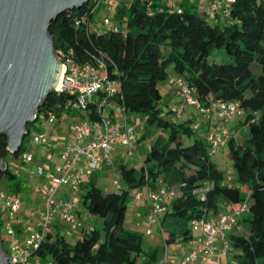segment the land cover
<instances>
[{"label": "trees", "instance_id": "16d2710c", "mask_svg": "<svg viewBox=\"0 0 264 264\" xmlns=\"http://www.w3.org/2000/svg\"><path fill=\"white\" fill-rule=\"evenodd\" d=\"M97 1L88 0L50 22L55 53L71 50L79 64L103 57L107 77L116 81L118 92L99 100H113L125 111L144 115L146 125L166 132L170 146H151L138 168L117 165L122 190L106 193L86 182L81 205L101 226H92L73 243L57 229L50 231L35 253L57 264H157L167 246L191 239V220L216 211L221 202L236 208L246 200L247 211L239 221L245 232L230 235L234 256L237 264H264V0H231L221 24L202 16L187 0H132L115 9V28L109 29L93 22ZM163 45L169 47L167 54L161 51ZM168 67L203 105L210 99L228 100L243 108L247 132L242 140L230 138L227 143L231 182L208 154L206 141L194 136L190 120L177 123L162 116L159 84L167 80ZM95 99L86 102L89 117L100 116ZM73 101L72 94L53 90L38 115L51 111L62 120L74 114ZM184 135L192 141L184 143ZM24 149L22 142L19 151L11 153L7 136L0 134V158L7 164L0 184L14 194L20 192L21 181L7 160L18 158ZM176 162L186 166V173L160 217L164 244L144 248L143 235L124 228L129 192L158 180Z\"/></svg>", "mask_w": 264, "mask_h": 264}, {"label": "built area", "instance_id": "2783aa9c", "mask_svg": "<svg viewBox=\"0 0 264 264\" xmlns=\"http://www.w3.org/2000/svg\"><path fill=\"white\" fill-rule=\"evenodd\" d=\"M132 0H98L93 7V12L104 8L108 13L100 22L102 29H109L115 26L112 15L120 4ZM181 0H172V4ZM205 3L203 16L214 20L220 12L228 15L231 0H199ZM223 10V11H222ZM115 28V27H114ZM59 61L62 64L60 87L55 91H65L73 95L74 101L71 106L74 110L81 111L78 118L69 122L70 136L64 142L51 143L47 128L55 126L58 122L53 112L49 111L41 115L48 124L44 130L37 131L30 135L28 144L19 154L22 162H32L36 153L42 146H49L57 149V161L54 164L42 162L37 167L36 174L43 179L40 191L42 192L40 218L25 235L17 232L18 211L21 200L16 194H7L0 191V238L3 251L8 256V264H57L51 258H43L35 251L45 241L46 235L56 219L64 221L68 225L69 232H76L82 228V219L75 210L74 200L61 197L63 190L72 196L77 193L84 182V179L91 176L103 162L110 160V153L115 145L133 148L137 141L135 128L126 122L113 119L104 115V106L107 101L99 100L114 96L118 92L117 83L107 77L106 64L103 57L97 58L95 63L79 64L73 57L72 51L65 54L59 52ZM103 72V73H102ZM167 83L173 87L175 93L184 103L195 104L202 112L213 110L221 123L214 125L206 134L205 141L210 156L215 155L222 144L230 138L228 122L238 116L244 115V110L238 101L210 99L208 105H203L194 95L192 88L180 76L167 78ZM98 98L97 110L99 117H89L85 106L89 99ZM95 99V100H96ZM109 101V100H108ZM36 115L34 121L38 118ZM34 123V122H33ZM198 124L193 126L197 129ZM224 175L226 182L232 181L231 168L226 169ZM177 195L172 189L161 187L150 194V209L146 216L148 224H156L160 227V217L167 209L166 199L174 198ZM247 211V201L244 200L236 208L227 213L219 215L214 221L208 216L193 219L189 226L191 239L182 248L175 264H204L206 255L213 253L235 255L227 232L234 229L235 233H241L238 217ZM1 224L5 231V237L1 234ZM151 228L146 234H151ZM219 241L220 247L214 246ZM6 246H5V245ZM237 263V261H236ZM235 263V264H236ZM157 264H167L166 254Z\"/></svg>", "mask_w": 264, "mask_h": 264}, {"label": "crops", "instance_id": "0c3cea01", "mask_svg": "<svg viewBox=\"0 0 264 264\" xmlns=\"http://www.w3.org/2000/svg\"><path fill=\"white\" fill-rule=\"evenodd\" d=\"M197 9L199 10L200 14L203 16V9L205 7V3L203 1H198L196 5ZM225 17L223 14L220 13V15L217 17L215 22L218 24H221L225 21ZM176 76V74L172 73L169 74L168 77ZM163 91L169 98V103L171 105H176L178 101L183 102L180 97L175 93L172 86H170L167 83V80L163 84ZM176 108V107H175ZM174 107H172L175 110ZM162 109V108H161ZM184 111L187 112H193L190 108H183ZM104 115L111 117L113 119H118L121 121L126 122L128 125L135 128V131L137 133V141L134 144L133 148H128L121 145H115L110 153V160L103 162L96 170L93 171L91 176L94 174L95 179L91 180V176L84 179V182L82 183L77 196H72V199L74 200V204L76 201H80V196L82 193L83 185L86 182L93 183L96 186L100 187L104 192H114L117 190H122L125 188L124 183L122 180H120L118 177H120L118 171H117V165L124 164L128 167H140L143 164V157L145 152L151 147H156L160 150L165 149L170 146V142L167 139V134L165 131H163L160 128L148 126L145 122V116L140 113H134V112H128L123 109L120 105L116 104L113 100H109L105 103L104 106ZM142 115V119L138 123L136 121L137 117ZM200 119L198 120V117L196 119L195 116H193L190 121L192 120L193 125H189L192 127L195 124H198L197 129L194 130V136L201 138L205 141V136L207 132L216 124L221 123L220 120L215 115V112L213 110H210L208 112H202L200 110ZM163 117L168 118L166 114L162 115ZM179 117V115H178ZM75 119L73 117L72 119H62L57 122L55 126H50L47 128L48 135L50 137L51 143L53 142H64L67 137L70 136V130H69V122ZM65 120V121H63ZM170 120V119H169ZM198 120V121H197ZM228 129L230 132V138H234L235 141H240L244 137L245 133L247 132V125L244 124V115L238 116L228 122ZM40 131V130H38ZM35 131L34 133H36ZM229 138V139H230ZM228 139V140H229ZM182 140L184 143H189L192 141V137L190 136H183ZM228 140L220 146L219 151L211 156V158L216 162L217 166L224 170L223 168H231L228 157H227V151H228ZM36 155H38L39 159L37 160V164H41L44 162H49L51 164H54L57 161V149L49 146H42L38 150H34ZM16 175L18 174V171L14 172ZM186 173V166L182 163H172L170 166H168L162 175L158 178L156 181H152L147 183L145 186L139 188V189H133L129 192V199L127 202V208L125 212L124 217V228L135 231L137 233H140L143 235L142 243L144 240V236L147 237V239H154L155 245H149V246H156L159 245V239H156V233L155 230H158L160 234L162 235V241L164 242L163 234L161 232L160 227H158L156 224H148L146 221V216L149 213L150 209V201L149 196L150 194L156 192L161 187H166L169 189L177 191V187L182 182L183 176ZM35 176V175H34ZM32 177L35 180V186H34V192L40 193L42 196V192L40 191L41 184L43 183V179L39 177L36 174V177ZM242 191L246 193V189L243 187ZM20 200H21V206L18 211V227L17 232L20 235H25L28 233L29 229L36 224V222L39 219H34L35 215L40 212L37 211L34 206V204L31 201H26V203L23 202V197H20L18 194H16ZM69 194L66 190H63L61 197L68 199ZM42 199V198H41ZM172 198L166 199V204L171 202ZM38 208H41L39 206ZM37 208V209H38ZM232 207L225 202H221L218 205V208L216 211H209L207 216L209 218H212L214 221H216L220 214L227 213L229 210H231ZM75 210L77 213H79L82 217L85 215L81 212V210L77 209L75 206ZM162 216V215H161ZM40 218V216H39ZM242 216L238 217V222L241 220ZM98 220L97 218H94ZM241 227V231L245 232V226L240 222L239 223ZM92 227V225L84 227L83 226V220H82V228L79 229L80 231L83 230L87 231ZM148 228H151V234H146V230ZM57 228V222L56 220L53 223V226L51 227V231H54ZM75 233V232H70ZM235 233V230L232 229L227 232V236L230 238V235ZM79 237V236H78ZM68 240V239H67ZM70 243H73L75 240L69 239ZM187 244V243H186ZM174 245L176 250L173 252H167L166 247V262L167 264H175L177 261V258L179 254L182 251V248L186 245ZM221 243L219 241H216L214 243V246L217 248L220 247ZM185 248V247H184ZM198 262H195L193 264H197ZM236 258L235 256L231 254H220L217 256H214L213 253H209L206 255V260L204 261V264H235ZM237 264V263H236Z\"/></svg>", "mask_w": 264, "mask_h": 264}, {"label": "water", "instance_id": "95a60500", "mask_svg": "<svg viewBox=\"0 0 264 264\" xmlns=\"http://www.w3.org/2000/svg\"><path fill=\"white\" fill-rule=\"evenodd\" d=\"M88 0H0V134L17 153L38 107L56 88L62 64L50 22ZM7 169L0 158V173ZM0 238V264H8Z\"/></svg>", "mask_w": 264, "mask_h": 264}, {"label": "rangeland", "instance_id": "374dc122", "mask_svg": "<svg viewBox=\"0 0 264 264\" xmlns=\"http://www.w3.org/2000/svg\"><path fill=\"white\" fill-rule=\"evenodd\" d=\"M199 0H187V2L192 3L197 5V2ZM115 11V10H114ZM114 11L109 12L111 15L114 14ZM223 11V10H222ZM107 11L104 8H99L98 10H96V12L93 14V22L97 19H99L100 22L103 21V18L107 15ZM221 14H223L222 12H220ZM219 13V15H220ZM219 15H216L215 19H217V17ZM169 50L168 46H161V51L164 54H167ZM168 72L169 74H172L173 71L171 69V67H168ZM103 73V72H102ZM165 82V79L163 81L160 82L159 84V88L162 94V99L160 102V107L162 108V115L166 114L168 116V118L170 119V121H174L177 123H181V122H185L188 121L189 119H191L193 116L198 117V120L200 119V109L195 105V104H188V103H184V102H180L178 101V103L176 105H171L169 103V98L168 96L165 94V92L163 91V84ZM172 107H176L175 110L173 109V111L171 110ZM190 108L191 110H193V112H189L187 114L186 111L183 110V108ZM74 114L72 115H68L67 117H65V120L68 119H72L73 117L78 118L79 115L76 114L77 112H81L79 110H73ZM74 115V116H73ZM179 115V117H178ZM138 121V123L140 122V120L142 119V115L136 118ZM63 120V121H65ZM197 120V121H198ZM28 129H29V134L25 136V139L23 141V145L26 147L28 144V140L30 138V135L33 134L35 131L38 130H44L46 128V126L48 125L46 123V121L44 120V118L39 115L38 118L36 119V121H34V123H29L27 124ZM189 125H193L192 120L189 121ZM39 159L38 155H36L34 157V160L32 162H22L19 158L16 159H10L8 158L7 163H8V168L9 170H11L12 172L18 171V177L20 178L21 181V188H20V192L18 193V195L20 197H23V202L26 203V201H31L34 206H36L35 209H37L39 206L42 205V199H41V195L38 192H34V186L36 185L35 180L32 177H36V172H37V160ZM223 173L224 175L226 174V168H223ZM0 180H2L4 178V174L2 173L0 176ZM120 179V177H118ZM95 176L94 174L91 176V180H94ZM121 180V179H120ZM4 191L7 194H14L12 193L8 187L7 184L1 183L0 184V191ZM68 199H72V195L68 196ZM77 209L81 210V212L85 215L84 217H82L83 220V226L87 227V226H96V227H100L101 226V221L100 220H96L94 218H96L94 215L89 214L84 207H82L81 202L80 201H76L75 204ZM5 214V213H4ZM4 214L2 212H0V217L1 215L4 216ZM78 215H80L78 213ZM39 213H37L34 217V219H39ZM81 217V216H80ZM57 222V230L59 232H61L68 240L71 239L72 242L73 240H76L79 237H81L83 235V230H78L75 233H70L68 230V225L66 222L64 221H60L58 219H56ZM1 234L2 237H5V231L3 229V226L1 224ZM85 232V231H84ZM156 233V239H159V245L162 246L164 244V242L162 241V235L160 234V232L158 230H155ZM148 237V235H147ZM147 237L144 236V240H143V247L147 248L149 245H155V241L154 239H147ZM5 245V244H4ZM6 246V245H5ZM177 247H175L174 245H169L167 246V252H173L174 250H176Z\"/></svg>", "mask_w": 264, "mask_h": 264}, {"label": "bare ground", "instance_id": "6f19581e", "mask_svg": "<svg viewBox=\"0 0 264 264\" xmlns=\"http://www.w3.org/2000/svg\"><path fill=\"white\" fill-rule=\"evenodd\" d=\"M60 80H61V72H60V76H59V79L56 83V88H59L60 87Z\"/></svg>", "mask_w": 264, "mask_h": 264}]
</instances>
